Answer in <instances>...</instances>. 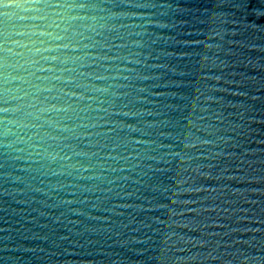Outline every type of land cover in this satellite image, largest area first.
Masks as SVG:
<instances>
[{
	"label": "water",
	"instance_id": "95a60500",
	"mask_svg": "<svg viewBox=\"0 0 264 264\" xmlns=\"http://www.w3.org/2000/svg\"><path fill=\"white\" fill-rule=\"evenodd\" d=\"M0 264H264V0H0Z\"/></svg>",
	"mask_w": 264,
	"mask_h": 264
}]
</instances>
